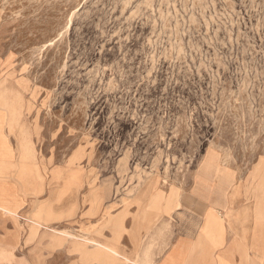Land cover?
I'll return each mask as SVG.
<instances>
[{"label": "rangeland", "instance_id": "374dc122", "mask_svg": "<svg viewBox=\"0 0 264 264\" xmlns=\"http://www.w3.org/2000/svg\"><path fill=\"white\" fill-rule=\"evenodd\" d=\"M0 111L52 212L2 264H104L151 195L264 187V0H0Z\"/></svg>", "mask_w": 264, "mask_h": 264}, {"label": "crops", "instance_id": "0c3cea01", "mask_svg": "<svg viewBox=\"0 0 264 264\" xmlns=\"http://www.w3.org/2000/svg\"><path fill=\"white\" fill-rule=\"evenodd\" d=\"M33 156L22 161L15 138L0 124V264L6 262L3 256L10 259L17 248L15 232L1 231L11 217L24 211L31 217L33 231L46 229L52 220V212L30 205L26 198L39 193L31 185L42 179ZM255 170L263 171L264 167L256 166ZM221 175L194 182L179 194L151 195L138 207L132 229L124 226L130 216L123 209L122 243H117L113 231L106 243L111 250L98 243L101 247L95 252L100 258L111 253L103 259L104 264H264V187H259L254 172L250 182H232ZM66 210L59 207V220L65 218ZM70 249L80 256L74 264H86L75 246Z\"/></svg>", "mask_w": 264, "mask_h": 264}]
</instances>
